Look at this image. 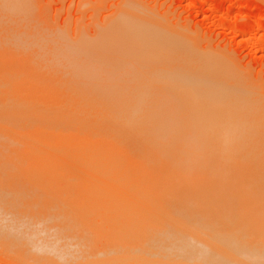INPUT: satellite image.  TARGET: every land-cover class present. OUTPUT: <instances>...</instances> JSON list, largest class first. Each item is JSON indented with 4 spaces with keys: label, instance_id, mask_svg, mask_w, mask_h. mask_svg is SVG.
<instances>
[{
    "label": "bare ground",
    "instance_id": "bare-ground-1",
    "mask_svg": "<svg viewBox=\"0 0 264 264\" xmlns=\"http://www.w3.org/2000/svg\"><path fill=\"white\" fill-rule=\"evenodd\" d=\"M11 4L12 0H0V45L2 47L0 49L4 50L5 46L8 47L6 51L10 49L9 53L5 54L2 51L3 53L0 54V243L4 244L6 241L7 245H11V242L15 241V244L21 247L19 249L16 245V248L20 250L18 251L22 252L20 259L23 257V262L26 260L28 264H47L50 261L52 264L53 259L57 258L59 259L55 263L62 264H72L74 260L78 261L77 263L74 261L75 264H116L129 256L144 257L143 259L148 258L150 261L153 259L154 262L159 261V263L172 260L176 261V264L178 262L242 264L235 260L239 258L244 260L245 264H263V257L260 263V258L255 256H264V252H258L255 247L251 248L252 250L245 245L231 248L227 244L232 243L221 242H217L221 250L212 247L214 244H209V247L204 241L206 238H211L207 236L203 240L198 236L202 235V231L198 228H205L207 231L202 223H198V227L195 224L192 225L194 228L191 226L194 233H187L189 229L183 232L184 228H181L182 233L177 232L178 224L174 226L176 229L173 227L176 231L173 230L171 233L172 228L169 230L170 227L166 228L157 223L158 221L151 223L153 228L145 226V221L138 227L130 224L131 228L129 226L122 229L118 227L119 221L116 223L117 228L112 227L113 232L108 231L110 229L103 231L100 224L95 226L92 225L93 222L89 224L87 223L89 221L81 220L80 214H77L78 211L75 212L80 206L76 209L72 206L74 210L71 207L74 202L70 203L71 200L86 199V197L114 195L117 189H121L117 191L122 193L126 187L116 188V184L119 186V184L126 185L125 183L197 185L196 188L188 187V189L177 191L182 197L188 193L224 200L264 198V145L259 139V129L232 99V94L230 95L232 82L230 89L220 82L222 73L219 68L217 70L220 75L215 71L213 66L216 64L213 63V59L211 60V57L208 58L207 55H198L193 50L195 55L192 54L190 49L181 44V41L178 42L173 37L174 40H171L167 38L168 35L161 36L156 30L139 22L137 16L128 17L130 20L127 22L126 10L124 12L123 9H119L117 17L119 15L121 22L116 19L119 26L111 27L109 30L106 29L109 24L107 27L104 26L106 34L103 29V35L107 38L104 37L103 40L101 29L99 32L102 38L99 39L98 36L97 39L103 40L105 45L115 44L118 47V53L124 52V55L123 52L120 53L122 56L119 58H122L117 60L113 55L116 48L113 47L115 48L113 51V48L107 47L108 51L111 52L112 49L111 53H113L110 54L107 51L108 57L110 55L109 60L111 56L113 57L111 59L117 60L116 62L123 60L122 63H117L121 64V67L130 65L125 61L131 63V60L133 61L132 70L137 67H147V69L144 68L146 71L139 68L140 71L137 69L134 72L129 69L131 71L129 72L128 67L125 71L128 72V76L134 74L130 81L138 79L142 81L141 84L143 81L146 83L148 81V85H141L138 80L131 81L133 85H117L121 78L124 80L128 77L126 73V75L123 73L124 69L118 65H115L113 69L118 66L120 71L121 69L123 71L116 73L114 69L116 76L111 77L121 78L116 79L117 82L114 84V79L109 77L114 85H82L78 82L72 85L70 79H66L69 75L68 70H66L67 73L62 70L55 72L54 68L53 71L51 70L52 67L49 64L51 69L48 72V67H44L48 69L45 70L44 64L37 61L40 54L36 61L32 60V57L36 55L27 54V43L32 44L34 36L28 29V24L11 22L12 18L8 17L7 12L19 8ZM120 10L124 18L123 14L120 15ZM4 17L8 20L6 21ZM120 17L123 19L121 20ZM111 23L113 25L114 22ZM19 34L26 36L22 46L18 43L20 42ZM95 35L98 34L95 33ZM37 43L36 41L35 44ZM104 44L98 46L100 51L96 50L98 54L101 53V59L105 55L103 54L105 50L101 52ZM94 46L97 48L96 45ZM14 48L17 52L13 51ZM22 48L26 50L20 54L22 52L19 51ZM127 53L131 54L129 55L131 59ZM49 54L50 52L43 55L49 56ZM55 56L57 57V54ZM96 56L99 59V55L93 56L92 59ZM105 57L107 56H104V61ZM69 58L68 62L71 60ZM82 59L84 61L83 57ZM98 61L101 63V60ZM25 63L27 65L29 63V71L26 70L27 67L24 68ZM105 63L106 67L107 61ZM105 67L102 69L105 70ZM111 67L109 66L108 69ZM148 67L151 71H147L150 70ZM19 68L21 70H18ZM102 71L99 73L103 75ZM60 72H63L65 77L64 84L62 82L64 79L60 80V76L63 77ZM108 72L107 75H110L113 70ZM117 72H119L118 69ZM69 73V77L74 79L75 75L72 76L70 71ZM242 103L239 102L240 105ZM261 137L263 138L262 135ZM99 184L106 188L109 187L108 184H114L115 189L111 190V187L104 190L101 187L97 189ZM199 185L205 186L198 188ZM128 189L130 188L126 190ZM128 191L123 194H127ZM172 192L178 194L176 190ZM121 193H119L120 196L123 195ZM84 206L81 211L79 209L81 214L88 213L90 209H96L89 208L91 206L89 204L86 212ZM105 208L107 209V206ZM101 210L102 213L105 212H103L104 209L101 208ZM88 214L92 215V213ZM97 214L95 213V217H98ZM121 215L123 216V213ZM123 221L122 224L125 222ZM113 222L110 225L107 220L110 226H113L116 221ZM182 222H178L179 225H183L184 222ZM98 223H101V220ZM173 223L175 222H172V225ZM186 226H188L187 223ZM115 229L118 230L115 231ZM163 230L164 233H169V237L162 235ZM234 230L236 229L227 231L208 229V233L230 231L229 237L233 241ZM174 231L177 233L175 234ZM181 234H185L184 237L188 235L187 238L195 241L202 248L206 247L210 253L206 255L186 245L180 237ZM159 235L161 239L158 238ZM171 235L175 236L170 237ZM10 239L11 242H8ZM143 239L149 241V249L147 245L142 246L143 249H127L125 245L127 242ZM208 243H214V241L208 240ZM16 250L14 252L12 250L13 253L10 254L13 255L17 252ZM215 256L222 260L215 262ZM20 259H18L19 262H22ZM256 259L259 263H254ZM81 260L84 261L81 262Z\"/></svg>",
    "mask_w": 264,
    "mask_h": 264
},
{
    "label": "rangeland",
    "instance_id": "rangeland-1",
    "mask_svg": "<svg viewBox=\"0 0 264 264\" xmlns=\"http://www.w3.org/2000/svg\"><path fill=\"white\" fill-rule=\"evenodd\" d=\"M17 3H18V5H17ZM13 4L19 8L18 9L16 8L15 11L12 10V12H11V10H10L9 13L7 12L8 17L10 16L9 18H12L11 22L12 23L13 22H21V23L24 22V23L28 24L27 27L29 30H31V34L33 33L32 36L35 37V35H36L35 39L36 38L38 39V40L37 39L35 40L34 37H33V39L31 37L32 44L30 43L28 45V43H29L28 42L27 43L28 47L26 46V48H28L27 54L30 56L31 55L33 56V54L36 55L35 57L33 56L34 58L32 57V60L36 61L38 59L37 61L39 63L41 61V63L44 64L43 68L48 67L49 70L44 68L45 70H48V72L51 69L48 66L49 64H50V67H52V69H51L52 71H53V68H54L55 72L62 70V71H65L67 73L66 70H68L69 75H70L69 71L72 72V76L75 75L74 79H73V77H69V75H68V77H66V79H70V81L72 82V85H73V83L75 84V82L76 83L78 82L82 85H84V84L85 85H105V84L106 85H114V84H116L117 80L121 78V77L112 78L111 76L115 75V72L120 73L121 71H123L122 69L120 71V69L118 67L121 65V64L118 65L119 64L118 62H120V61L116 62L118 59L120 60L122 58V57L121 58H119V57L122 56L120 53H122L123 51L118 53L119 50H117L118 47H116L115 44L107 43L108 46H106L107 44L105 45L103 42L104 37H105V35H103V29H105L108 26V24H109V26L106 28L107 30L111 29V27L116 28L115 26H119L118 22H121V21H119V15L117 17V14H118L117 11L119 9H123L122 11H124V12L126 10L125 19H127V22H128V20H130V19H128V17L129 18L130 17L135 18L137 16L136 18L138 19V17H139V20H140L139 22H142L146 26L156 30L157 32H159L161 34V36L166 37L168 35L169 37L167 36V38H169L171 40H174L173 38H176L178 40V42L181 41V44L185 48H187L188 50L190 49L191 52L193 50L196 53H198V55L201 54L203 56L207 55L208 58L211 57V60L213 59V63L215 62V64H216V65L213 64L214 65L213 67H215V69H216L215 71L218 72V70H217L218 68H219V71L221 70L220 73H222L223 78L221 77L220 82L223 85H227L229 87V89L231 87L230 83L232 82V86H233L232 88L233 89L232 88L230 89V92H231L230 95L232 94V96H231L232 99L235 102H237V104L241 108L242 112L245 113L251 119V121L254 123L256 128L259 129V132H260L259 133V137H260L259 139H260V142L263 143V145H264V0H12L11 5H13ZM128 8H131V9L128 10ZM133 9H134V11H133ZM129 11L131 13H129ZM119 13L122 16L123 12L121 14V10ZM133 13H135L136 15ZM4 18L6 21L8 20L7 17H4ZM120 18L122 20L124 18V14H123V18L122 17H120ZM116 19L118 20V22L116 21ZM27 20H29V21H27ZM112 21L114 22L113 25L115 24L114 26L111 23ZM107 22H109V23H107ZM104 26H106V27H104ZM122 27H123V25H122ZM106 29L104 30V32L106 31ZM100 30L102 32L101 36L103 37V40H99L102 38L100 36V32H99ZM95 33L98 35H95ZM105 34H106V32H105ZM98 36L100 37L99 39H97ZM19 37H20V42H18V43L20 46H22L26 36H25V34H19ZM105 38H107V36ZM81 39L83 40V45H82ZM36 41L38 42L37 44H35ZM86 41H87V43L84 44V42H86ZM71 42H72L73 47L71 46ZM0 44H1V42H0ZM87 44H89V46ZM101 44L102 45L104 44V46H102L104 49L101 48V52L105 50L103 53L105 55L102 54L103 58H104V56H107V57H105V59H106L105 61H107L106 67L109 65L110 67L112 66L111 67L112 69L111 68L108 69L109 66L107 68L104 66L106 63L103 60V58L102 59L100 58L101 53L98 54V51H100V50H98L99 49L98 46L99 45L101 46ZM94 45H96L97 48H94L95 47ZM2 46H3V43H2ZM32 46H33V48H32ZM84 46H85V48H84ZM87 46L90 49L89 53H88L89 49ZM23 47H25V45ZM107 47H109V48L115 47L116 48L115 54L111 53L112 49L110 50L111 52H109L108 51L109 48H107ZM0 48L2 49L1 45H0ZM6 48H8V47L5 46V49H4V46H3V49L5 51L0 49V51H1L0 54L3 52L5 54L9 53L10 49H8L9 50V52H8V50L6 51ZM115 48H113V51H115L114 50ZM15 49L16 48H14L13 51H16ZM93 49H94V52H92ZM25 50L26 49L22 48V50L19 51V52H22L20 54H23L24 53L23 51H25ZM81 50L82 51L86 50L85 51L86 53L84 51L82 52ZM96 50H98V51H96ZM13 51L11 53H13ZM31 51H32V53H31ZM107 51L110 54L115 55L116 56L115 59H117V60L111 59V58H113L112 56L109 60L110 55L108 57ZM49 52H50V54H49L50 57L48 55L47 56L43 55L44 53L48 54ZM39 54H40V56H39ZM41 54L43 56H41ZM56 54H57L58 58L55 56ZM66 54H68V55H66ZM83 54H84V56H83ZM89 54L92 56H90ZM192 54H194V53L192 52ZM95 55H99V59H97V56H96V58L92 59V57L93 56L95 57ZM123 55H124V52H123ZM129 55H131V54L127 55L131 59V56H129ZM69 56L71 58H69ZM72 56H74L75 58L77 56V58L74 59V57H73V59H72ZM117 56H118V58H117ZM125 56H126V54H125ZM125 56H123V58ZM127 56H126V58H127ZM82 57L84 58V61H83ZM68 58L71 59L69 62L67 61ZM132 59H134V58H132ZM98 60H101V63ZM108 60H109V62H108ZM111 60H112V62H111ZM114 61L116 62V64ZM122 61L120 63H122ZM24 62L25 61H23V63ZM91 62H93V63H91ZM127 62L125 61L126 64H130V65H127L124 68L121 67L122 65L120 66V68L124 69L123 73L124 74L126 73L127 76H128V72L125 71L127 69V67H128L127 71L130 69L131 71L134 70V72L139 68H142V70H145V71L147 69V67H137V68L132 70L133 61L131 60V63L129 61H127ZM98 63H100V64H98ZM20 64H21V62H20ZM25 65H24L25 66L24 68L27 67L26 70L29 71V67H28L29 63H28V65H27V63H25ZM102 65H103V67H105L106 72L104 69H102L103 68ZM115 65H118V66H116L117 68H114L115 69V72H114L113 67H115ZM15 67H17V66H15ZM20 68L18 70H21L23 67L21 69ZM24 68H23V70H25ZM144 68H146V69H144ZM100 69H102L103 71ZM117 69L119 70V72H117ZM97 70H98V72H97ZM108 70H110V71L113 70V72H110V75H107ZM130 70H129V72H131ZM140 70L141 69H139V71ZM15 71H16V68H15L14 72ZM99 71L100 72L102 71L103 75H102V73H99ZM147 71H151V69L147 70ZM55 72H53V73H55ZM91 72H92V74H91ZM60 73L63 75V72H60ZM111 73H112V75H111ZM220 73H219V75H220ZM130 74L131 73H129V75ZM133 75L134 74L132 73V76L131 75L128 76L129 78L125 76L127 78V80H126V78L124 80H123V78H121L119 80L120 83H117V85L118 84H120V85H125V84L126 85H133V84H131L132 80L130 81V79L133 78ZM65 76H67V74ZM93 76H94V78H93ZM109 77L114 79L115 83ZM61 78L64 79L65 78L64 75H63V77L60 76V80H61ZM71 78H72V80H71ZM107 78L110 79V81H108ZM57 80H59V79H57ZM79 80H80V82H79ZM103 80H105V81H103ZM137 80L138 79H135L132 82L137 81ZM223 80L225 82H223ZM49 81H51V80H49ZM124 81H125V83H124ZM128 81L130 82L129 84H128ZM138 81L140 82V80H138ZM62 82L64 84L65 79L62 80ZM86 82H87V84H86ZM141 82H140V84H141ZM144 82L145 81H143V83L141 85H144V84L148 85L147 84L148 81H147V83L146 82L144 83ZM58 83H60V82H58ZM76 85H78V84H76ZM234 90H236V91L234 92ZM235 93L237 95H235ZM238 100H239L240 104L242 103V101H244V103H242V105H240ZM243 105H244V107H243ZM246 110H248V112H250L251 114L247 113ZM250 130H251V128H250ZM261 135L263 136V138L261 137ZM125 184L126 185L119 184V186L116 184V188H118V187L121 188L122 186L124 188L126 187L125 189L123 188L124 189L123 192H127L128 190H130L132 188L131 189L132 191L131 190L128 191L127 194L126 193L123 194V192L122 193L119 192V193L123 194V195H121L122 198H120L121 196L118 193V191H120L121 189L120 190L117 189L118 191L117 190L114 191V195L111 194L112 196L110 194L108 196L103 195L105 197V199L103 196H99L98 197L99 199L97 197H86V199L81 198V199H76L75 201L71 200V202L70 201L69 202L70 203L74 202V203H72L71 207L73 206L75 209L80 206V208H78L75 212L78 211L77 214H80L81 220L85 219L86 222L89 221V222H87L89 224H91L93 222L92 225H95V226L100 224V226L103 228V231L104 230L107 231L108 229H110L108 231L113 232L114 230H112V227L115 228L117 226L116 223H118L119 221H120L119 222L120 224H118V227L121 229H122V227H129L130 224L133 227L134 226L138 227L141 224H144L145 221H146L145 226H148V228H153L151 226V223L152 222L155 223L158 221L157 223L162 224L164 227H166V228L170 227V228H168L169 230H171V228H172L171 233L173 232V230H175L178 227L179 228L176 230H177V232L180 231L179 233H182L181 228L185 229L186 227H188V228L185 230L183 229V232H185L189 229L187 233H191V232L194 233L193 229H191V226L195 224V226L198 227V223L199 224L202 223L204 225V227L206 226L207 231H205V228L204 229L198 228V230L202 231V233H201L202 235L200 236V234H199L198 236L203 240L207 236H208V238L210 237L211 239L206 238L205 239L206 241H204V242H207V245L209 247H210L209 244H212V245L214 244V246H212V247H215V249L217 247V250H218V248L220 246L218 245L217 242H221V243H232V244H227L231 248H237L239 246L245 245V246L249 247L250 249L251 248L253 249L255 247V249H257L258 252H261V253L264 252V198L251 197V198H233V199H225L224 200L221 198L220 199L219 198L218 199L208 198V197L204 198V196H201V195L197 196L196 195L198 197L197 198L194 194H188V193L184 194V191H183L184 197H182L179 194L180 192H177V191L188 189V187L196 188L197 185L196 184H195V186H194V184L193 185H191V184L187 185L186 184L187 186L185 184L173 185V183L170 185L169 184L168 185L167 184H157V183H153V185H152V183L148 184V185L145 183L144 184L143 183L142 184H136V183L133 184L132 183L133 185L129 184V183L128 184L125 183ZM99 185L100 186L96 185L98 187L97 189L103 188V190H104V189H109V187H111V190L115 189L114 184L113 185L108 184L109 187H107V188L104 187V185L103 186L101 184H99ZM134 185L138 186V187H135ZM204 186L205 185H203V187H202V185H199L198 188H204ZM84 187L88 188L87 185L86 186L84 185ZM144 187H145V189H144ZM157 187H158V189H157ZM127 188H130V189L126 190ZM137 188H138V190H137ZM148 189H149V191H148ZM174 189L176 190V192L178 194H176L175 192H172V191H175ZM134 192H136V193H134ZM151 194H152V196H151ZM123 196H124V198H123ZM188 196H190V197H188ZM193 196H195V197H193ZM94 198H95V200H94ZM78 201H80V202H78ZM75 202H77V203H75ZM89 204H91V206H93V207L89 206ZM83 205H85L84 211H86V209H87L86 207H88V206H89V208L95 207L96 209H94V210L90 209L89 210L90 212L87 209L88 213H92V215H89L88 213L85 214L84 212H82V214L84 213L83 214V216H85V218H84L82 216V214L80 213V211L83 209ZM81 206H82V208H81ZM106 206H107V209L105 208ZM108 207H109V209H108ZM101 208L104 209L103 210V212L105 211L104 213H102ZM79 209H80V211H79ZM124 209H126V211ZM95 210L96 211L99 210V212H96ZM92 211H95V212H92ZM117 211H118V213H117ZM172 211H174V212H172ZM183 211L186 213H184ZM106 212L107 213L110 212V213L107 214ZM93 213H94V215H93ZM95 213H98V214L100 213V214L99 215L97 214L96 216H98V217H95ZM105 213H106V215H105ZM122 213H123V216L121 215ZM87 214H88V218H87ZM175 214H176V216H175ZM77 217H79V215ZM91 217H92V220H91ZM178 217H180V218H178ZM86 218H87V220H86ZM117 218H118V220H116ZM119 218H121V219H119ZM126 219H129V220H126ZM131 219L133 220V222ZM184 219L186 220V223L188 224V226H186ZM90 220H91V222H90ZM100 220H101V223H98V222H100ZM107 220H108V223L110 225L112 224L113 221L114 222L116 221V222L115 223L113 222L114 223L113 226H110L107 223ZM95 221H96V224H94ZM102 221H103V223H102ZM122 221L124 223H126V221H127L128 223L122 224ZM171 221L175 222V223H173V225H172ZM181 221H183L185 223V225L183 222H182L183 225H181V224L179 225V223H181ZM210 221H212V222H210ZM218 222H219V224H218ZM137 223H138V225H137ZM168 223L171 226H169ZM196 223H197V225H196ZM212 223H213V225H212ZM107 224H108V226H107ZM132 224H134V225H132ZM131 226H130V228H131ZM174 226H176V228ZM189 226H190V228H189ZM164 227H163V229H164ZM192 228H194V227L192 226ZM118 229H115V231ZM136 229H135V231H136ZM208 229H212V230L217 229V230H225V231H227L229 229H236L233 231V237H235V238L233 239V241L230 240V237H229L230 231L225 232V233H223V232H221V233H218V232L208 233ZM175 231H174V233H175ZM156 234L158 236V232ZM168 234H167V232L164 233V230H163L162 235L164 237H169ZM197 234L198 233L196 232V235ZM181 235L182 236H180V237H181L182 241L184 243H186V245L192 246V247L196 248L197 250L201 251V253H204L206 255H208L210 253L206 247L202 248L195 241H192L190 238H187L188 235H186V237H184L185 234H181ZM172 236H175V235H171L170 237H172ZM158 238L161 239V235H159ZM172 240L175 241L174 239H172ZM208 240H210V241L212 240V241H214V243H208ZM8 242H11V239ZM6 243H7L6 241L4 242V244L0 243L1 246L4 245L3 247L0 246V248L2 249V250L0 249V264H28V262L26 263V260H25V262H23V260H24L23 257H21L22 259H20V254H22V252H19L20 251L19 249H21L20 245L18 246L17 244H15V241L11 242L12 243L11 245L10 244L7 245ZM215 244H217V246ZM16 245L19 247V249L16 248L17 247ZM125 245H126L127 249L128 248L129 249H133V248L143 249L144 247H142V246H145V245H147V248H148L149 241H146L143 239V240H138L137 242H127V243H125ZM7 249L8 250L11 249V250H9V252H8ZM12 250H13V252H14V250H16L17 252L14 253L13 255H11L10 253H13ZM8 253H9V255H8ZM16 257H17V259H16ZM215 257H216V259H214L215 262H219L222 260V259L218 258V256H215ZM255 257H257L258 259L260 258V263H262L261 262L262 257L264 259L263 255H261L260 257L259 256H255ZM255 257H252V258L254 259ZM13 258L16 260H14ZM143 258L144 257H142V258L135 257L134 258V257L129 256L128 258L120 260V262H118L116 264H176L175 263L176 261L174 262L172 260H170V261L164 260V261H162V263H159V261L154 262L153 259L150 261V259H148V258L147 259L146 258L143 259ZM18 259H20L22 262H19ZM58 259L59 258H57L55 260L53 259L52 262L54 264H62L60 262V260H62V259L59 260L60 263H55L56 261H58ZM258 259H256L257 261H255L254 263H259ZM84 260H86V259H84ZM84 260H81V262ZM235 260L237 262L240 261V263L245 264V263H243V262H245L244 260L243 261L239 260V258L235 259ZM74 261L72 264H75L78 262V261L77 262L75 261V263H74ZM236 261H234V262L237 263ZM178 263L179 264H185L184 262H178ZM249 263H251V262H249ZM47 264H51V261L47 262ZM186 264H198V263H186ZM214 264H216V263H214Z\"/></svg>",
    "mask_w": 264,
    "mask_h": 264
}]
</instances>
